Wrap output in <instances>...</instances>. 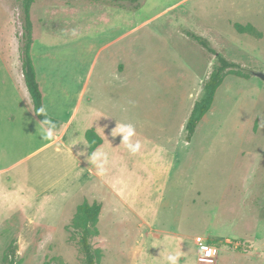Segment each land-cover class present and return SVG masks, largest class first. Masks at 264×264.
Masks as SVG:
<instances>
[{
	"label": "rangeland",
	"instance_id": "rangeland-1",
	"mask_svg": "<svg viewBox=\"0 0 264 264\" xmlns=\"http://www.w3.org/2000/svg\"><path fill=\"white\" fill-rule=\"evenodd\" d=\"M92 3L34 0L35 53L44 71L52 68L51 90L86 84L90 107L108 116L111 132L133 124L141 151L132 155L121 136H111L106 174L78 191L73 158L55 147L37 151L44 142L38 120L30 136L5 128L0 170L14 166L0 173V264H10L9 249L13 264H84L78 233L65 229L84 200L101 204L99 235L89 239L102 250L99 264H164L168 252L179 253V264H264V83L225 76L185 141L215 63L188 34L253 74L264 72V0H110L126 12L115 30L99 33L109 23ZM21 4L0 0V54L13 59L17 51L20 57ZM235 24L262 37L239 34ZM16 209L55 225L20 213L3 219ZM197 238L220 243L212 258L200 253Z\"/></svg>",
	"mask_w": 264,
	"mask_h": 264
},
{
	"label": "crops",
	"instance_id": "crops-1",
	"mask_svg": "<svg viewBox=\"0 0 264 264\" xmlns=\"http://www.w3.org/2000/svg\"><path fill=\"white\" fill-rule=\"evenodd\" d=\"M91 2H94L91 4L92 6L95 5L100 8L99 17H102V21L109 23L103 26V28L96 30V32L99 33L104 32L105 30H115L116 26H119L115 24V22L119 21L117 20V17L119 16L118 14L126 11L123 9H119L120 11H117L116 7L110 4V0H94ZM31 8L30 12L32 11ZM90 23H92V21ZM94 23L95 22H93V24ZM76 25L80 26L78 23H76ZM130 31L131 30H129V32ZM127 33L128 32L125 34ZM35 44L36 43L33 39L30 53L36 73V81L42 93V104L46 108L47 115L61 122V127L56 131L54 139L51 141L43 140L44 142L42 146L37 151L44 148L55 147V152H61V150L63 151L64 159L73 158L77 162L76 166L80 171L77 173V176L80 178L77 184L79 186V191L83 187V182L85 180L90 182V180H95L97 176L95 168L90 166L86 159V156L89 155L88 144L85 140V132L87 130L93 129L95 133L102 139V144L97 148H102V150L108 154L109 160V153L111 149L106 145V143H110L111 129L110 124L107 123L108 116L101 115L100 111L98 112L96 109H93L95 107H90L91 104L88 103L87 99L88 90L85 88L86 84H81V88L73 90L72 92L51 90L49 84H51L52 80L54 79V76H52L53 73L51 72L52 68L50 67L51 69L44 71L43 66H41L40 59L36 56ZM17 53L18 57L16 59L0 54V133L5 128L16 130L23 129L24 132L30 136L29 131L31 127L33 129L36 127L37 118L33 113V105L31 109L32 102L24 83L19 51H17ZM52 60L59 62L58 58H47V62L49 64L52 62ZM58 75H60L59 79H57L58 83L65 82L61 81V73H59V71H57V78ZM46 77H48V79ZM85 106L87 108H85ZM80 118H86L82 126H79V123H77L78 119ZM81 142L85 143L87 146L84 144H79ZM0 158L2 159L3 156L0 155ZM13 166L14 165L9 164L4 169L0 170V173L6 172ZM82 169L87 171L88 176L84 174L85 172H83ZM46 197L48 200L49 198L51 199L49 194H46ZM22 203L24 206L27 205L25 201H22ZM16 213H20L32 223L38 222L55 225V223H52V221H45L42 218L40 221L32 220L30 216L27 217L24 213H22V209H16V211L13 210L8 212V214L3 219ZM1 221L2 220H0V222Z\"/></svg>",
	"mask_w": 264,
	"mask_h": 264
},
{
	"label": "trees",
	"instance_id": "trees-1",
	"mask_svg": "<svg viewBox=\"0 0 264 264\" xmlns=\"http://www.w3.org/2000/svg\"><path fill=\"white\" fill-rule=\"evenodd\" d=\"M94 1V0H91ZM113 1V0H112ZM135 1V0H132ZM34 0H22V34H21V46H20V62L22 68V74L25 86L27 88L29 97L33 105V113L37 120L40 122L43 120V116L39 115L37 109H39L42 104V93L40 91L39 85L36 81V73L33 66L31 58V46L33 43L32 39V23L30 20V8ZM235 30L239 34H248L257 38L262 37V33L255 29L252 25H240L235 24ZM188 36L195 41L200 47L205 51L215 56V63L212 70L203 85V94L199 101L195 102L190 115L185 124V141L189 142L194 134V131L201 121V119L209 111L216 90L221 85L223 79L227 75H235L241 78H250L253 75V71L242 67L239 64L228 61L223 56L218 54L210 45V43L199 37L196 34H191ZM56 125V131L61 127V122L50 117ZM85 140L88 144L89 155L91 151H94L97 147L102 144V139L95 133L93 129H89L85 132ZM101 212V204L96 201L88 202L84 200L80 205L77 206L76 212L71 219V223L65 226L66 230L71 229L74 233H78V244L80 246L81 253L83 254L84 264H99L103 253L100 248H93L89 239L97 237L99 231L97 229V224L99 221V215ZM207 243L211 246H218L220 243L215 240H208ZM232 247V245H228ZM236 249H240L236 247ZM10 257V259H9ZM14 249H9L6 253L4 260L9 259V263L14 262ZM16 264H19L17 261Z\"/></svg>",
	"mask_w": 264,
	"mask_h": 264
},
{
	"label": "clouds",
	"instance_id": "clouds-1",
	"mask_svg": "<svg viewBox=\"0 0 264 264\" xmlns=\"http://www.w3.org/2000/svg\"><path fill=\"white\" fill-rule=\"evenodd\" d=\"M71 35L76 36V30L73 29ZM39 115L43 116V120L39 122L41 137L44 140H53L56 133L57 125L56 123L47 116L46 108L41 106L37 109ZM112 137L121 136L122 142L127 151L135 155L141 151L142 144L139 140L134 139L136 136V128L131 123H117L115 129L111 132ZM79 144L85 143L81 142ZM84 155V153H83ZM86 159L90 166H93L96 170V174L103 176L106 174L108 163V154L102 150V148H97L91 151L90 155L86 156ZM180 255L178 252H168L163 260L164 264H179Z\"/></svg>",
	"mask_w": 264,
	"mask_h": 264
},
{
	"label": "built area",
	"instance_id": "built-area-1",
	"mask_svg": "<svg viewBox=\"0 0 264 264\" xmlns=\"http://www.w3.org/2000/svg\"><path fill=\"white\" fill-rule=\"evenodd\" d=\"M196 244L198 245L200 253L206 256L207 258H212L218 251V248L209 245L207 243V240H203L201 238L196 239Z\"/></svg>",
	"mask_w": 264,
	"mask_h": 264
},
{
	"label": "water",
	"instance_id": "water-1",
	"mask_svg": "<svg viewBox=\"0 0 264 264\" xmlns=\"http://www.w3.org/2000/svg\"><path fill=\"white\" fill-rule=\"evenodd\" d=\"M253 75L264 83V72H255Z\"/></svg>",
	"mask_w": 264,
	"mask_h": 264
}]
</instances>
